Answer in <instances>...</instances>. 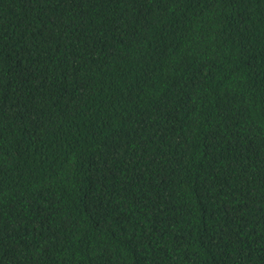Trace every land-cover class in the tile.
I'll return each mask as SVG.
<instances>
[{
  "label": "trees",
  "instance_id": "trees-1",
  "mask_svg": "<svg viewBox=\"0 0 264 264\" xmlns=\"http://www.w3.org/2000/svg\"><path fill=\"white\" fill-rule=\"evenodd\" d=\"M0 264H264V0H0Z\"/></svg>",
  "mask_w": 264,
  "mask_h": 264
}]
</instances>
